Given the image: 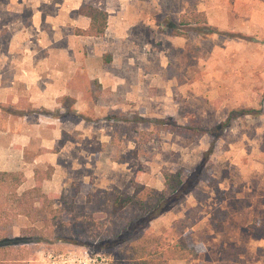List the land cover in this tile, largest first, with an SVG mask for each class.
<instances>
[{"label": "rangeland", "instance_id": "374dc122", "mask_svg": "<svg viewBox=\"0 0 264 264\" xmlns=\"http://www.w3.org/2000/svg\"><path fill=\"white\" fill-rule=\"evenodd\" d=\"M84 1L109 10L103 37L49 24L64 0H0V171L20 178L0 180V230L18 242L0 264H52L69 252L117 264L139 254L138 233L166 264H264V2ZM194 12L208 23L183 24ZM47 43L65 58L53 82ZM15 75L36 84H13ZM193 118L208 132L191 140L180 126ZM164 170L186 181L170 210L136 229L133 211L111 213L104 191L161 189ZM39 192L74 203L84 229L24 238L35 223L23 211L42 203ZM178 239L199 255L176 250Z\"/></svg>", "mask_w": 264, "mask_h": 264}, {"label": "trees", "instance_id": "16d2710c", "mask_svg": "<svg viewBox=\"0 0 264 264\" xmlns=\"http://www.w3.org/2000/svg\"><path fill=\"white\" fill-rule=\"evenodd\" d=\"M233 1V0H232ZM264 2V0H261ZM80 14L91 18L90 26L79 32V34L101 37L104 36L108 28L109 12L99 6L92 4H84L80 10ZM185 19L183 24H191V22H203L208 23V17L205 12H194L190 15H184ZM191 17L192 20H189ZM180 128L187 130L188 137L194 140L196 136L206 134L207 129L202 127L198 119L193 118L188 125H181ZM164 185L161 189L150 185L142 184L138 185L133 192H126L120 188H113L106 190L104 193L109 200L110 211L114 215H121L127 211H133L136 219L131 222L133 229L140 228V225L147 220H156L160 215L166 213L174 206L179 198L182 196V192L185 189L186 181L181 171L173 172L169 170L163 171ZM11 177L15 182L20 180L18 173L0 171V180H8ZM35 187L31 191H37ZM26 191L21 198L18 199V203L21 206L28 204L26 196L31 193ZM40 198L39 206L32 205L27 207L23 213L28 215L32 223V226L24 228L26 234H31L38 239H44L46 229H57L62 234H66L68 229L82 230L84 226L80 222H76V216L72 213L75 211L74 203H65V205L58 206V203L64 201L65 196L63 194H42L38 193ZM54 219L57 223H52L57 227L51 226L50 220ZM62 219V222L59 220ZM37 223H44L38 226ZM3 229V228H2ZM6 230H0V253L9 248H13L14 245H18L16 240L5 235ZM60 234V233H59ZM138 240L141 244L136 248L138 255L130 257L125 261H119L117 264H166L167 261H161L160 257L162 253L155 249L149 248V243L154 242L153 239L145 240L142 235L138 233ZM59 239L65 238L63 235L58 236ZM174 248L178 251H182L185 254L198 256L200 249L195 243L186 242L183 239H178L174 243ZM20 257V256H17ZM20 260V258H14V261ZM13 261V260H12Z\"/></svg>", "mask_w": 264, "mask_h": 264}, {"label": "crops", "instance_id": "0c3cea01", "mask_svg": "<svg viewBox=\"0 0 264 264\" xmlns=\"http://www.w3.org/2000/svg\"><path fill=\"white\" fill-rule=\"evenodd\" d=\"M46 2V1H44ZM86 1L84 0H64V2L62 4H56L58 6H61L62 9H61V12H58V16L57 17H54V16H51L50 14H48L46 16V21L50 24L52 23L54 25V28L56 29L61 23L62 19L63 21L66 20L67 21V24H71L72 21H74L72 23V25L78 27V28H81L82 30H85L87 29L90 24H91V18L88 17V16H85V15H82V14H77L75 15V17H72L70 14L72 12H76V11H79L80 8L84 5L83 3H85ZM107 10V9H106ZM109 12V10H107ZM80 13V12H79ZM40 13L36 14L34 16V24L36 26L40 25ZM109 22H110V12H109V20H108V28L106 30V33L105 35L107 34L108 32V29H109ZM64 24V23H63ZM28 33H30L28 31ZM76 38L78 37H83V38H88V39H94V38H100V37H94V36H88V35H83V34H79L77 33V35L75 34ZM103 37V36H101ZM13 49L15 51H18L19 50V46L17 44H13L12 45ZM42 50H44V52L46 51V55L44 56L45 59H46V63H48L49 67H52V72L51 74L49 75L51 81L53 82L52 79H54V76H52L53 72H54V75L55 77L59 76V73L57 70L61 69V62L62 60H65L64 57H61L60 55V51L59 49H54V47L52 46L51 43H47V44H44L42 46ZM78 64L79 66H81V64L76 63ZM73 66V65H72ZM64 68V67H63ZM57 73V74H55ZM61 76V75H60ZM33 82V84H36V81L33 80V81H30V79H28V77H25V75H15L14 79L13 80H10L11 83L13 84H16V83H24V82ZM0 84L2 85L3 84V81H2V77L0 78ZM51 84V82H49V85ZM54 89V86L53 85H50L49 88H47L45 90V92H50L51 90ZM60 89V88H59ZM58 89V91H59ZM61 92V91H60ZM19 93H16V98H14V103L16 104L17 101L19 100V98L21 97V95L17 96ZM63 94H68L67 92H62L60 93V95H63ZM10 172V171H8Z\"/></svg>", "mask_w": 264, "mask_h": 264}, {"label": "built area", "instance_id": "2783aa9c", "mask_svg": "<svg viewBox=\"0 0 264 264\" xmlns=\"http://www.w3.org/2000/svg\"><path fill=\"white\" fill-rule=\"evenodd\" d=\"M52 264H110L108 255L101 252H69L51 256Z\"/></svg>", "mask_w": 264, "mask_h": 264}]
</instances>
